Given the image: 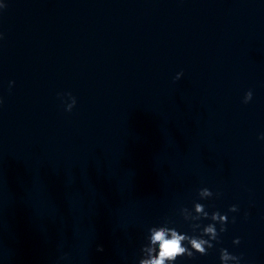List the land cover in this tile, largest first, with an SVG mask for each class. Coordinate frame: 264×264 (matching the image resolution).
<instances>
[{
	"label": "clouds",
	"instance_id": "9594fccd",
	"mask_svg": "<svg viewBox=\"0 0 264 264\" xmlns=\"http://www.w3.org/2000/svg\"><path fill=\"white\" fill-rule=\"evenodd\" d=\"M6 5H0V8H4ZM0 38H2V34H0ZM183 75V72L177 73L175 79L179 80L181 76ZM13 82H10L9 86L11 88ZM62 98L63 96H67V99L71 101V103H66L65 110L68 112H71L74 106L76 105V98L72 96L71 93H66V94H58ZM253 98V92L249 90L248 92L245 93L243 103L247 104L249 103ZM0 103H2V100H0ZM261 139H264V135L260 137ZM200 194L201 196H212L214 195L211 190L208 188H202L200 189ZM216 195H219L217 193ZM196 210L198 212L203 211V206L202 205H197ZM229 212H237L238 207L236 205H232L229 210ZM205 217L209 216L208 212L203 213ZM227 217L226 214L222 215L219 212H213L211 213V219L216 220H224ZM228 221V220H227ZM233 222H235V217H233ZM227 223V222H226ZM226 223L223 224L221 227L220 231L224 232L226 231L225 225ZM151 232V237H150V242L152 245H158L159 246V251L158 253L153 256L152 253L155 251L154 248L148 247L145 249V251L148 252L149 254V259H143L140 260L139 264H165V261H173L175 262L178 257H183L185 254H187V257H192L194 255L193 252H191L188 248H186L183 245V241L188 240L189 243L191 244L192 248L196 249L197 252H199L201 255H206L207 251L203 247L207 241H204L201 238L198 237H189L184 234H180L177 230L171 229V228H156L152 227L150 228ZM205 233H210L212 234V239H217L218 233L216 232V227L214 224H208L207 227L204 228ZM234 244H239V238L235 239L233 241ZM210 248L213 247L212 244L208 245ZM97 251L102 252L103 251V246H98ZM221 255H220V260L221 264H226V261L229 259H232L236 261V264H240L241 257H238L236 255L230 254L227 249H221L220 250Z\"/></svg>",
	"mask_w": 264,
	"mask_h": 264
}]
</instances>
